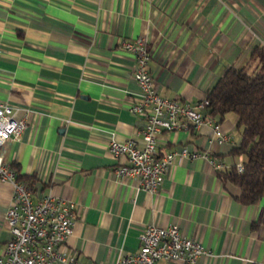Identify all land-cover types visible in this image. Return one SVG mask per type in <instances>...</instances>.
Returning a JSON list of instances; mask_svg holds the SVG:
<instances>
[{
	"label": "crops",
	"instance_id": "0c3cea01",
	"mask_svg": "<svg viewBox=\"0 0 264 264\" xmlns=\"http://www.w3.org/2000/svg\"><path fill=\"white\" fill-rule=\"evenodd\" d=\"M137 37L159 93L195 105L228 66L256 65L250 52L264 47V0H0V100L26 117L1 153L16 175L32 177L35 198L72 204L64 249L80 264L111 263L138 250L145 225L169 223L210 252L195 264H264V196L240 203L239 188L219 177L242 160L230 152L240 138L233 112L197 107L212 121L158 134L159 150L205 151L221 167L175 157L154 192L114 174L126 158H115L109 141L142 144L144 118L129 109L139 97L135 57L122 44ZM11 200L10 183L0 181V250Z\"/></svg>",
	"mask_w": 264,
	"mask_h": 264
},
{
	"label": "built area",
	"instance_id": "2783aa9c",
	"mask_svg": "<svg viewBox=\"0 0 264 264\" xmlns=\"http://www.w3.org/2000/svg\"><path fill=\"white\" fill-rule=\"evenodd\" d=\"M122 44L134 54L133 78L139 86L138 100L129 109L142 116L144 123L140 146L132 139L109 141V152L115 158H126V162H117L114 174L121 178H135L140 188L154 192L175 157L201 155L213 168L221 167V160L205 151L189 152L185 147L171 151L158 149L161 131L188 130L211 122L210 116H203L197 109L204 108L206 101L203 98L192 105L161 95L148 68L150 55L145 39H123ZM25 127L26 117L15 118L10 104L0 100V149ZM225 138L224 135L215 137L217 142ZM234 167L241 171V161H236ZM0 181L10 183L12 188V200L5 212L10 238L0 250V264H80L75 253L64 249L75 216L72 204L50 193L35 198L32 188L17 178L1 151ZM138 238V250L122 253L108 264H158L160 260L171 264H195L201 255L210 254L198 239L185 235L175 223L163 227L147 224Z\"/></svg>",
	"mask_w": 264,
	"mask_h": 264
},
{
	"label": "trees",
	"instance_id": "16d2710c",
	"mask_svg": "<svg viewBox=\"0 0 264 264\" xmlns=\"http://www.w3.org/2000/svg\"><path fill=\"white\" fill-rule=\"evenodd\" d=\"M256 61L250 64L228 66L205 93V112L222 117L233 112L240 128L239 141L230 152L242 156V170L231 166L219 173L239 188L236 199L243 204L256 203L264 196V47L256 45L250 52ZM19 180L32 177L17 175ZM27 183L31 186L32 181ZM257 221H264V206L259 210Z\"/></svg>",
	"mask_w": 264,
	"mask_h": 264
},
{
	"label": "rangeland",
	"instance_id": "374dc122",
	"mask_svg": "<svg viewBox=\"0 0 264 264\" xmlns=\"http://www.w3.org/2000/svg\"><path fill=\"white\" fill-rule=\"evenodd\" d=\"M253 66H251L250 68H252Z\"/></svg>",
	"mask_w": 264,
	"mask_h": 264
}]
</instances>
